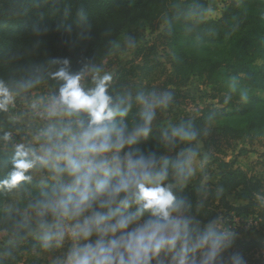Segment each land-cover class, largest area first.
Listing matches in <instances>:
<instances>
[{"label":"trees","instance_id":"16d2710c","mask_svg":"<svg viewBox=\"0 0 264 264\" xmlns=\"http://www.w3.org/2000/svg\"><path fill=\"white\" fill-rule=\"evenodd\" d=\"M192 5L205 4L202 0H0V85L9 93L24 96L37 91L45 81L58 94L64 82L54 73L66 69L73 75H85L101 70L114 60L118 52L115 43L124 30L143 21L157 38L151 45L137 46L139 34L133 33L123 41L121 51L135 49L136 53L129 66L121 67L112 77L108 95L118 102L126 79L147 76L162 67L156 58L159 44L170 52V70L162 93L155 89L146 94L136 91L133 96L126 93L131 108L125 123L131 128L140 122L141 107L136 97L141 93L170 95L166 110L172 112L173 103L190 99L183 89L193 77L211 86V98L218 99L222 107L210 104L192 114L184 112L168 126L156 124V116L165 106L158 107L148 136L141 137L131 150L155 155L158 160L169 155V177L164 185L171 186L177 199L185 202L181 215L188 223L189 248L211 227L222 239L210 264H264L255 257L264 244L240 237L221 218L224 211L226 216L257 214L264 218V178L244 169L236 158L226 161L213 155L218 184L180 185L174 181L172 169L178 161L186 163L182 151L189 141L172 137L173 129L181 126H191L197 133L190 142L200 141L207 150L215 146L219 154L221 141L264 145V109H260L264 101L252 98L244 103L241 92L235 87L233 90L234 79L243 77L249 87L264 91V0H232L219 18L197 21L189 14ZM214 122H221V126L210 129ZM245 150L241 149L238 156L245 155ZM13 156L14 147L0 151V180L11 171ZM40 179L36 173L32 184L12 191L0 189V233L14 238L10 243H0V264L43 262L38 256L42 251L39 239L21 227L24 216L2 209L3 200L12 192L27 188L33 199ZM229 196L246 204L235 207ZM149 215L145 213L144 219ZM207 251L189 252L190 264H203ZM174 255L162 252L152 264H172Z\"/></svg>","mask_w":264,"mask_h":264},{"label":"clouds","instance_id":"9594fccd","mask_svg":"<svg viewBox=\"0 0 264 264\" xmlns=\"http://www.w3.org/2000/svg\"><path fill=\"white\" fill-rule=\"evenodd\" d=\"M54 77L64 83L46 109V127L35 143L15 145L12 169L0 180V189L12 191L32 184L34 174L41 176L28 205L32 216L21 227L44 249L71 241L57 264H152L162 252L175 253L172 264H190L189 252L205 248L203 264H210L222 238L210 227L189 248L188 223L181 215L185 202L164 185L169 161L131 150L148 136L155 109L166 107L170 95H137L140 122L130 128L125 117L131 98L113 101L108 95L111 74L97 73L95 88L87 92L81 74L61 69ZM0 97V110L6 111L12 97L2 85ZM196 136L191 126L172 131L180 141ZM9 139L5 134L4 140ZM172 169L181 185L191 175L184 162ZM145 213L149 218L144 219Z\"/></svg>","mask_w":264,"mask_h":264},{"label":"rangeland","instance_id":"374dc122","mask_svg":"<svg viewBox=\"0 0 264 264\" xmlns=\"http://www.w3.org/2000/svg\"><path fill=\"white\" fill-rule=\"evenodd\" d=\"M230 1L232 0H202L205 5L202 7L192 5L189 14L193 21L217 19L221 16L222 11ZM133 33L139 34L137 46L147 42L151 45L157 38V34H152L143 21L128 26L115 43L118 52L115 54L114 60L108 62L101 70L87 72L85 75H82L81 84L86 92L95 88L96 85L93 82V77L97 73L100 76L107 73L113 77L121 67L129 66L136 50L132 49L123 52L120 50V46ZM169 54L170 52L159 44L156 58L161 61L163 66L155 69L150 75H140L137 78L126 79L123 82L125 91L122 92L123 94L121 93L120 98L126 99L127 92L131 93L130 96H133L136 91H143L146 94L152 89H155L157 93H162L161 88L167 81V75L170 70ZM234 86L241 92V95H246V99H242L244 103H247L252 98H260L264 101V91L252 89L245 83L243 77L235 78ZM183 92L189 95L190 99L186 102L180 100L177 103H173L172 112L166 110L167 106L163 108L156 116V124L168 126L174 121L176 116L178 117L184 112L195 113L197 109H201L210 104L218 108L222 107L218 99L211 98V86L202 79L193 77L183 89ZM10 95L12 102L8 105L7 110H2L0 114V151L8 146L15 148V145L20 143H35L39 131L46 127L48 123L44 119L46 109L52 98L58 96L59 93L57 94L54 90H51L46 82L42 81L37 91L30 95L17 96L13 93H10ZM260 109H264V107ZM220 126L221 122H214L210 129H215ZM12 129L13 131H11ZM5 134H10V139L7 141L4 140ZM218 146L220 151H222L221 154L217 152L215 146L207 150L205 145L200 141L187 142L182 154L186 159V164L191 168V175L183 185L218 184L219 174L216 167L212 165L211 155L226 161H231L236 158L239 165L244 169L252 171L261 179L264 178V145L258 142L251 145L241 141H221ZM241 149H246V154L238 156ZM163 159L168 160L169 155L165 154ZM174 181L178 183L177 180ZM31 200L32 198L27 188L20 192H12L3 200L2 209L7 213L19 212L24 218H31L32 213L28 208ZM229 202L235 207L246 204V202L237 199L235 196H229ZM221 214L223 224L229 223V227L232 225V228L239 233L240 237L254 239L264 244V218L262 216L256 214L235 217L234 213L226 216L225 211L221 212ZM230 217L232 218L230 219ZM229 220L231 222H228ZM31 236L36 237L35 235ZM13 240L12 235L0 233V243H10ZM70 244L71 241H65L64 245L59 248L55 246L50 249L42 248V251L38 255L43 261L42 264H57L58 260H62L66 255ZM255 257L264 263V248L260 249Z\"/></svg>","mask_w":264,"mask_h":264}]
</instances>
